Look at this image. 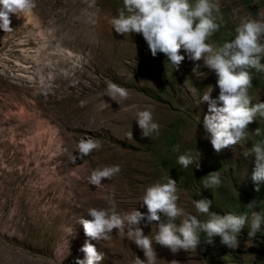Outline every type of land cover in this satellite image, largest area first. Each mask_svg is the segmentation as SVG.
Listing matches in <instances>:
<instances>
[{"label":"rangeland","instance_id":"rangeland-1","mask_svg":"<svg viewBox=\"0 0 264 264\" xmlns=\"http://www.w3.org/2000/svg\"><path fill=\"white\" fill-rule=\"evenodd\" d=\"M35 2L30 14H10L11 31L0 28V264H77L89 239L78 223L91 218L87 209L108 208L111 199L121 214L146 212L144 190L165 176L177 181L178 205L201 220L207 217L196 213L194 199L211 200L210 211L219 214H239L256 200L255 210L264 212V182L257 191L254 157L245 158L252 142L264 138L251 135L257 127L264 131V118L248 126L246 140L214 152L201 97L211 89L219 104V87L202 59L181 49L185 59L175 70L163 53L151 55L141 34H117L109 19L123 0H96L88 15L84 0ZM218 3L223 19L213 44L234 38L241 17L264 12V0ZM252 76V102L264 101V72L253 69ZM109 81L126 88L128 99L118 104L105 95ZM144 109L160 126L150 137H142L135 121ZM86 137L101 147L81 159L78 143ZM185 152L200 157L198 168L178 163ZM112 165L120 166L117 175L89 184L93 170ZM217 170L221 185L205 188L206 175ZM140 226L154 236L155 225ZM248 232L246 225L234 249L218 236L209 245L203 234L196 251L174 254L154 242L156 264H264V225L255 237ZM90 242L104 253L98 264L144 259L126 232L114 229L111 239Z\"/></svg>","mask_w":264,"mask_h":264},{"label":"clouds","instance_id":"clouds-1","mask_svg":"<svg viewBox=\"0 0 264 264\" xmlns=\"http://www.w3.org/2000/svg\"><path fill=\"white\" fill-rule=\"evenodd\" d=\"M84 3L87 5L84 14L88 15L89 10L95 8L96 0H84ZM35 7V0H0V28L11 31L10 14H30ZM219 13L218 0H123L117 15L109 19V24L117 34H141L151 55L155 57L157 53H163L175 70L179 69L185 59L180 54L183 49L193 60L202 59L205 66L215 73L219 104L217 99L211 98V89L203 93L201 103L208 104L203 127L217 154L246 140L249 136L248 126L258 116L264 118V101L253 103L249 95L253 82L252 70L264 72V12L259 13L255 19L241 17L234 29V38L222 44H213L209 41L221 27L217 21L223 19ZM105 95L119 104L120 100L128 99L129 92L109 81ZM135 121L141 129L142 137H150L153 132H159L160 126L154 121L151 110H139ZM251 135L264 137V131L257 127ZM128 139H133L132 132L128 133ZM100 147L98 140L82 138L78 143L79 157L83 159ZM173 151H179V145ZM248 157H254L252 180L259 191V183L264 182V138L252 142L249 151L245 153V158ZM199 159L191 152H185L179 155L178 163L185 169L193 164L198 168ZM120 171L119 165L93 170L89 184L100 186L102 179H111ZM206 176L203 180L205 188L221 185L218 170ZM178 200L177 181L165 176L144 190L140 206L146 207V212L134 208L121 214L111 199L108 208H88L87 214L91 218L80 217L78 220L89 239L85 240L81 248L84 259H78L77 264H98L103 260L104 253L98 251L90 241H107L111 239L114 229L126 232L128 239L144 253V259L136 255L131 264H156L154 242L174 254L180 250L196 251L203 234L204 242L209 245L214 244V238L218 236L221 244L234 249L246 225L249 227V237H255L264 225V212L255 210L258 206L256 200L245 205L247 210L239 214H219L210 211L211 200L194 199L196 213L206 216L204 220L199 219L198 215L185 212L178 205ZM142 221L155 225L154 236L151 233L144 234L140 226ZM72 232L73 229L69 228L68 234ZM169 264H179V261L172 260Z\"/></svg>","mask_w":264,"mask_h":264}]
</instances>
